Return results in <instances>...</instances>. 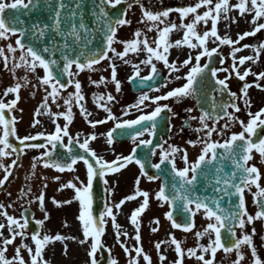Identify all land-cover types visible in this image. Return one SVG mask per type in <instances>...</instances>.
Segmentation results:
<instances>
[{"label":"snow or ice","instance_id":"obj_1","mask_svg":"<svg viewBox=\"0 0 264 264\" xmlns=\"http://www.w3.org/2000/svg\"><path fill=\"white\" fill-rule=\"evenodd\" d=\"M160 3L163 4V0ZM121 5L125 7L120 8ZM134 5L141 8L142 16L138 23L144 28H137L131 39H120V30L132 24L128 14ZM173 14L179 23L171 19ZM240 20L248 23L251 30L238 33L233 39L228 32ZM262 21L264 0H191L186 5L162 7L157 11L146 9L142 0H0V64L13 80V84L0 93V170L4 173L0 189L13 175V169L26 149L43 150L32 158L31 175L25 180L36 177L38 166L61 174L74 173L82 162L86 169V182L77 175L60 184L58 191L68 189L74 192L71 199L62 202L55 198L51 200L57 208L78 202L76 219L82 238L77 242L87 247L86 264H101L104 252L108 253V264H119L102 240L109 222L115 230L116 244L127 256V264H141V259L144 264H153L152 257L142 246L141 234V218L150 209L152 199L160 208L167 206L164 219L170 223L171 229L185 234L183 239H178L170 231L165 239L154 243L158 264H225L226 261L227 264H243L246 260L244 248L250 250L251 264H264L253 239L257 235L254 225L260 222L264 227V172L261 171L264 168V135H261L264 133V107L252 112L249 95L252 88L264 92V70H253L264 54V42L241 46L246 38L264 31ZM222 22L225 23L223 36L218 29ZM201 27L204 29L202 32ZM175 32H182V38L172 42L170 36ZM149 33H155V36L150 38ZM210 44L214 46L209 47ZM116 45H121L122 51H118ZM224 46L230 49L227 58L221 53ZM185 47L189 50L187 58L179 61L177 56L170 61V49L180 52ZM245 49H251L253 55L238 57L237 54ZM193 51L195 55H192ZM129 54L136 58L144 54L145 58L133 63ZM227 59L231 63L224 67ZM202 60L205 62L201 63ZM104 61L108 66L103 71L110 70V80L104 76L99 80L88 77L89 83L97 88L111 83L117 93L121 92L118 79L120 64L117 61L131 66L128 81H138L141 89L146 82L154 81L160 75L157 63L163 64L169 78L185 82L161 95L150 96L141 91L136 101L122 110L121 116L113 114L110 107L116 102L115 96L111 93L94 94L93 103L106 115L103 119L92 120L93 113L85 105L79 77L85 72L99 71L97 66ZM217 61L220 67L214 66ZM141 65L148 68V75L141 74ZM183 69L187 72L182 76ZM221 73H224L223 78ZM250 76L254 78L252 83L247 81ZM233 78L243 82L239 95L230 89L229 82ZM171 82L172 79H166L160 87H149L153 92H160ZM70 88L73 91H69ZM22 89H31L32 97L43 91L42 102L33 113L31 126L43 127L39 117L46 116L53 123L54 131L23 137L17 134L19 120L13 113L23 112L18 108ZM10 96L12 98L8 99ZM225 96L227 100L223 99ZM188 99L194 100L195 106L184 109L188 115L180 133L185 127L196 133L195 140L186 141L191 148H199L194 160L190 159L186 147L173 145L170 136L163 142L154 143L161 114H169L166 118L169 132L171 120L176 116L172 107L161 102L174 100L180 104ZM238 101H242V106ZM53 106L64 110L53 112ZM74 108L79 109L80 116L92 129L113 122L114 126L104 134L106 144L109 147L114 145V134L119 130L121 136H128L131 140L130 154L116 155L109 162L90 147L98 139L95 133L83 139L80 133L71 135L69 126L74 120ZM195 111H199L198 116L193 115ZM242 111L246 112L247 121L238 115ZM133 112L139 115L135 119H127ZM60 119H63V125L57 122ZM192 121L196 122V127H192ZM236 125L241 130L231 131ZM145 136L149 138L144 139ZM13 139L16 143L12 142ZM58 146L65 150L59 158L55 154ZM73 146L80 151L75 152ZM157 155L158 162L153 163L152 158ZM257 156L259 166L254 162ZM12 157L15 158L10 164L3 163L4 159ZM133 164L139 169L134 193L113 203V189L108 187L105 177L120 173ZM149 169L154 172L149 174ZM40 179L43 183L38 195H33L30 184L20 189L18 200H27V207L21 204L23 211L18 218L8 211H15L17 201L7 205L0 203V264H49L45 258L49 246L60 242L62 254L67 256L68 244L65 241L77 240L75 236L50 235L45 231L46 221L50 219L45 206L48 177ZM54 179L58 182L61 177L57 175ZM97 179L105 186L103 205L98 213L93 207V185ZM142 179L150 183L160 181L158 190L154 193L143 190L140 187ZM11 195L8 193L9 197ZM247 195L252 197L256 208L254 214L249 212ZM130 201H139L138 207L127 217L134 228L132 237L117 223V215ZM33 204L38 205L43 219H36L35 214L30 213ZM197 216H202L206 224L194 231ZM30 224L36 225L34 231H29ZM151 224L154 225L151 233H157L161 227L160 219L153 218ZM63 226L68 227V223L65 221ZM189 234L195 238V245L191 247L187 246ZM122 236L125 241L121 240ZM127 239L134 240L135 244L127 246ZM205 239L207 243H202ZM260 240L264 241V235ZM221 251L225 259L217 261V254ZM169 252L174 259L169 260ZM233 253L234 260L230 259Z\"/></svg>","mask_w":264,"mask_h":264},{"label":"flooded vegetation","instance_id":"obj_2","mask_svg":"<svg viewBox=\"0 0 264 264\" xmlns=\"http://www.w3.org/2000/svg\"><path fill=\"white\" fill-rule=\"evenodd\" d=\"M191 0H163V4L160 3V0H142V3L146 9H151L153 11L157 10H162V7H176L180 5H186L189 4ZM142 16L141 8L139 5H134V7L131 9L129 12L128 18L132 20L131 26L125 27L120 30L118 33V36L120 39H131L133 36V32L137 29H143L144 25H141L138 23ZM172 20L176 21L179 23V20L175 14L171 17ZM204 29L203 27L200 28V31L202 32ZM149 37H154L155 33H149ZM230 36L233 39L237 38V34H230ZM182 38V32H175L170 36V40L172 42H175L178 39ZM250 38V41L246 38L244 41L241 42V46L243 44H254V37H248ZM214 45L210 44L209 47H212ZM116 48L118 51H122V46L121 45H116ZM229 51L230 49L227 46H224L221 49V53L227 58L229 56ZM189 50L185 47L182 51L178 52L176 49H170V56L169 59L174 60L177 59V56H179V61H182L183 59L187 58ZM192 55H195V52H192ZM239 56H247V55H253V52L251 49H245L243 52L237 54ZM145 56L144 54H141L138 58L134 57L133 54H129V59L132 60L133 63H139V60L144 59ZM205 61L202 60L201 63H204ZM118 64H120L118 68V79L121 82V92L117 93L115 91V86L111 83H108L107 85H101L99 88H97L94 85H91L88 81V77L91 76L92 80H99L101 76H104L105 79L110 80V70L109 71H103L104 68H107L108 62L104 61L100 66H97L100 70L93 72V73H82L79 77L82 87H83V92L86 98L85 105L88 109V111L93 113V116L90 117L92 120L96 119H103L105 118V113L96 108L95 104L93 103V97L94 94H99V95H106L108 93H111L113 96L116 97V102L112 103L110 107L112 108L113 114L117 116L122 115V110L127 107L128 105L134 103L137 99V97L141 94V91L147 92L150 96H156V95H161L166 93L167 91L175 88L182 86V84L185 82L184 80H175L174 78H169L167 70L164 68L162 63H157V67L160 71V75L154 80L150 82H146L143 88L141 89V86L139 83H137V90L134 91V87L132 83H129L128 77L132 73V68L130 65H123L121 62L117 61ZM231 63L230 59L226 60L224 67H227ZM219 63L216 65V67H220ZM248 65H245L247 67ZM143 68L142 75H148V68H145L143 65H141ZM243 71V69H241ZM187 69H183L180 73V75L186 74ZM23 74V73H19ZM42 74V73H41ZM224 73L220 74V77L223 78ZM30 79L35 82L34 77H29ZM166 79H172V82L168 84L166 88H161L160 92H153L151 91V88L149 85H157V87H160L161 84L165 83ZM254 80L253 77H248L247 81L249 83H252ZM13 84V80L8 72H6L3 69L2 64H0V93L3 92V90L11 86ZM160 84V85H158ZM230 89L233 92H237L239 95L240 88L242 87L243 82L238 81L236 78H233L230 82ZM264 85V82L262 83ZM90 87L88 90L87 88ZM69 91H73V89H69ZM31 89H22L21 90V102L22 104H18L19 109H23V112H15L14 115L18 118L19 123L16 125L17 128V134L20 137H23L25 135L29 134H36L38 132H47L50 133L49 131L54 128L53 123L48 117H39V119L42 120L43 122V127L37 126L36 128H33L32 122H33V113L37 109V107L40 105L42 102L43 98V91L37 92L35 97H32L31 94ZM249 95L252 101V112L258 111L261 106L264 104V92L252 88L249 90ZM12 97L10 96L8 99H11ZM62 103V101H61ZM168 104L170 107H172L173 111L176 113L175 118L171 120V125L172 129L171 132L167 131L166 135H163L162 133L160 134L161 136V142L163 140L169 139V136L171 137L170 142L173 145L180 146V147H186L189 154H190V159H195V157L199 153V148L193 149L190 146L186 144V141L188 140H195L197 138V135L195 132L191 131L190 128L185 127L183 132L180 133V129L183 126L185 120L187 119V113L184 111L185 108L187 107H194L195 106V101L188 99L180 104L175 103L174 100H169V101H162L161 104ZM238 103L241 104L242 106V101H238ZM154 107V106H153ZM64 109H57L55 106L52 107V111H63ZM151 108L148 109L150 111ZM75 116L73 123L69 126L70 127V134L75 136L77 133L82 134L81 139H83L84 136L90 135L92 133H95L98 137V139L94 142L91 143L90 147L94 150L97 151L98 155L103 156L107 161H112L115 159L116 155H124L127 156L131 152L132 148V143L129 137L125 139H116L115 138V143L113 146L109 147L106 144V139L105 135L114 125L113 122L109 121L107 124L104 125H98L95 129H92L88 123L80 116L79 114V109L74 108L73 109ZM139 115V113L133 112V114L129 117H126L127 119H135L136 116ZM169 114L167 112L161 114V118H167ZM193 115H199V111L193 112ZM241 119L247 121L248 117L246 115L245 111H242L241 113L238 114ZM167 120V119H166ZM160 121V118H159ZM61 125L64 124L63 119H60L57 121ZM223 123V121H221ZM162 122L160 121L159 127L157 130V133L160 132ZM192 127H196L197 124L195 121L191 122ZM168 127V123H167ZM241 129L239 128V125H236L232 127L231 131L234 132H239ZM179 133V134H177ZM261 135H264V133H261ZM149 137L145 136L144 139H148ZM215 138V137H214ZM65 142H67V139L65 138ZM43 150H35V149H26L25 154H23L19 161H21V164L23 166V170L25 174L31 173V161L33 157L39 156ZM15 157H12L14 159ZM7 160H11V158H6ZM259 158L257 156L256 160L254 161L257 163V166H259ZM152 162H158V155L156 157L152 158ZM180 167H182V164H179ZM77 171L74 173H57L53 169H44L42 166H38L37 169L40 170L41 176H46L48 177V180L46 181L48 183V188L45 190L46 192V200H45V206L47 211L50 214V219L46 221L45 225V231L47 230V225L54 224V221L58 218L61 217H70V216H77L78 215V210H79V204L78 202H74L71 205H65L63 207H55L52 203L51 200L55 198L57 201H64L66 199H71L74 196V192L72 190L65 189L63 192L58 191L60 184L65 183L69 180H71L74 176H79L81 180H85V167L83 163L81 162L77 166ZM36 169V170H37ZM261 171L264 172V168H261ZM59 175L61 177L60 181H55V177ZM139 175V169L138 166L135 164L130 165L128 168L121 170L120 173L117 174H110L109 176L106 177L108 180L109 184L108 187L113 189V195L111 197V200L113 203L119 202L121 199L125 198L126 196L133 194L134 193V181L135 178ZM43 181L41 179L38 180H25L23 179V186L24 188L26 185H31L33 189V195H38L39 191L41 190ZM264 183V181H262ZM8 193L12 194V188L10 187V177L8 180ZM160 186V181H155V182H148L146 179L141 180V185L140 187L143 190H148L150 193H154L156 190H158ZM19 191L17 192V196H14L15 199L19 197ZM249 202H248V208L249 212L251 214H254L256 211L255 206L252 204V197L251 195H248ZM142 199V198H141ZM10 203L12 202L10 200ZM139 201H130L126 202V204L122 208V213L117 215V223L122 226L123 230H126L129 234V237L134 236V228L130 224L129 220L127 217L130 216V213L138 207ZM21 204H25L27 206V200L21 201L19 204L14 205L15 211L13 209H9V214L16 216L17 218L19 217L20 211H21ZM20 208V209H19ZM31 208L33 209V213L35 214L36 219H43V213L39 211V207L37 204L31 205ZM168 210L167 206L164 208H160L158 206V203L155 201V199H152L150 201V209L146 211L142 215L141 218V234H142V246L153 260V264H158V258L156 255V251L154 249V243L159 240H163L166 238V235L171 231L174 232L176 237L178 239H183L185 234L182 233L180 230H173L170 227V223L164 219V213ZM153 218H159L161 221V227L160 230L153 234L151 233L150 229L154 225L151 224V220ZM195 223H196V229L199 230L206 224V221L203 219L202 216L196 217L195 218ZM254 227L257 229V235L253 238L254 243L257 246L258 253L259 255L264 258V241L260 240V236L264 235V227H262L260 222H257ZM29 231H33L31 228H29ZM248 231H251V226L249 227ZM47 232V231H46ZM50 232H55L54 230H51ZM77 234L82 237V233L80 231V228H76ZM48 233V232H47ZM115 230L111 226V222L106 227V233L104 235V243L111 249L112 255L114 258H116L119 261V264H127V256L123 252V250L119 247L118 244H116L115 241ZM49 234V233H48ZM55 235V234H51ZM239 235V233H238ZM122 241H125V238L122 236L121 237ZM202 243H207V240L205 239L204 241H201ZM127 246L132 247L135 244V241L132 239H127L126 240ZM56 244V242H55ZM54 244V245H55ZM53 245V246H54ZM195 245V238L193 235L189 234L187 237V246L191 247ZM245 255H246V260L243 262V264H251V255H250V250L247 248L243 249ZM174 259V255L169 252V260ZM225 259V254L221 251L218 252L217 254V261H221ZM230 259L234 260L235 259V254H231ZM141 264H144L143 260L141 259ZM189 264H193V262H189ZM227 264V261L225 262Z\"/></svg>","mask_w":264,"mask_h":264},{"label":"rangeland","instance_id":"obj_3","mask_svg":"<svg viewBox=\"0 0 264 264\" xmlns=\"http://www.w3.org/2000/svg\"><path fill=\"white\" fill-rule=\"evenodd\" d=\"M264 22V21H262ZM234 29V28H232ZM251 28H249L248 31H250ZM256 36H261L264 38V31H262L261 33H258ZM262 62V58L260 60L259 65H256L255 71H260L262 68L261 65ZM3 163L5 165L10 164L11 161L4 159ZM41 171L40 170H36V177L32 180H38L40 179L41 176ZM3 171L0 170V179L3 178ZM31 173L25 174L24 170L23 173L20 170H17L15 173V176L20 178V179H25L26 176H30ZM0 203H4L6 204V201H0ZM0 221H2V218H0ZM68 255L65 256L63 255V246L61 247V249L57 250V251H49V253L51 254L50 257L47 258V260L49 261V259H54L55 263L54 264H86V261L88 260V257L86 256V251H87V247L83 248L80 245L78 246L76 241H68ZM9 255H12L11 250L9 251ZM25 258L27 259V254L25 253ZM50 264V262H49Z\"/></svg>","mask_w":264,"mask_h":264},{"label":"water","instance_id":"obj_4","mask_svg":"<svg viewBox=\"0 0 264 264\" xmlns=\"http://www.w3.org/2000/svg\"><path fill=\"white\" fill-rule=\"evenodd\" d=\"M120 8H124V5H121ZM23 19L27 20V17H22ZM34 18V17H33ZM104 184L101 180L97 179L94 181L93 185V194H94V209L98 213L103 205V199H104ZM104 259L101 261V264H108L107 262V256L108 253L104 252L103 253Z\"/></svg>","mask_w":264,"mask_h":264}]
</instances>
